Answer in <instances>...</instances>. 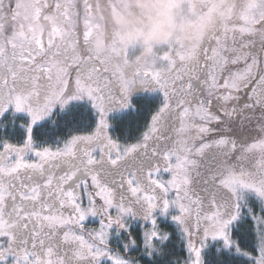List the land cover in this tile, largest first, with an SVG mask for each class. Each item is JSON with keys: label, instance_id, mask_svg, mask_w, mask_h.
Instances as JSON below:
<instances>
[{"label": "snow or ice", "instance_id": "6c2138e0", "mask_svg": "<svg viewBox=\"0 0 264 264\" xmlns=\"http://www.w3.org/2000/svg\"><path fill=\"white\" fill-rule=\"evenodd\" d=\"M80 15L0 0V264H264V29L128 72Z\"/></svg>", "mask_w": 264, "mask_h": 264}, {"label": "flooded vegetation", "instance_id": "af4514ba", "mask_svg": "<svg viewBox=\"0 0 264 264\" xmlns=\"http://www.w3.org/2000/svg\"><path fill=\"white\" fill-rule=\"evenodd\" d=\"M183 1L71 0V3L81 5V15L78 21L81 41L84 20L88 18L93 25L91 43L96 41L97 49L100 50L99 52L94 51V53L96 55L99 53V57L113 63L126 60L127 71L132 72L136 68L142 69L154 62L159 63L160 55L175 51L174 46L176 45L183 46V43L188 42L191 47H194L202 42V33L199 32L201 12L196 9V6L207 0H189L194 2L195 9L192 11H189L191 5L185 4ZM84 3L90 6L86 13L83 12ZM191 13L192 15L189 17ZM113 14L119 15L123 19L122 22L127 23L128 32L125 35L116 32ZM240 19L243 21L242 18ZM58 23H63V21L54 16H44L42 19H34L26 24L25 30L30 29L31 33L39 37ZM76 24V9L73 8L72 26L76 27ZM225 28H227L226 32L223 30ZM233 31L229 26L223 27L222 19H218L212 22L209 32L206 33V39L215 33H220L221 37L225 34L231 42ZM127 50L129 53L126 54ZM107 54L111 58H106ZM160 99L159 93L151 94V103L135 117V121L139 125L143 124L150 110L159 104ZM122 131L123 129L118 127L115 134L121 135ZM133 131L135 132V129Z\"/></svg>", "mask_w": 264, "mask_h": 264}, {"label": "rangeland", "instance_id": "374dc122", "mask_svg": "<svg viewBox=\"0 0 264 264\" xmlns=\"http://www.w3.org/2000/svg\"><path fill=\"white\" fill-rule=\"evenodd\" d=\"M183 2L191 5V10L189 9V11L195 9L193 1L190 2L189 0H184ZM196 9H199L201 12V26H199V32L202 33V41L206 40V33L209 32V27L212 25V22L218 19H222L223 27L229 26L232 31L239 30L240 28L249 31H253L257 27L264 29V0H207L203 1L201 5L196 6ZM191 15L192 13L189 17ZM226 17L228 18L226 19ZM240 18H242L243 21H241ZM113 20L114 24L116 23L114 25L116 32L125 35L126 32H128L127 23L122 22L123 19L116 14H113ZM223 30L226 32L227 28ZM259 35L264 36V31H261ZM225 36L226 35L223 34L221 39L225 38ZM240 38L241 37L238 35L237 39L239 40ZM91 44L94 51H100L97 49L96 41H93ZM183 47L184 49H182ZM194 47H191L188 42L183 43V46L180 44L174 46L175 51L188 50ZM127 53H129L128 50L126 51V54ZM97 56H99V53H97ZM105 57L111 58L108 54Z\"/></svg>", "mask_w": 264, "mask_h": 264}, {"label": "trees", "instance_id": "16d2710c", "mask_svg": "<svg viewBox=\"0 0 264 264\" xmlns=\"http://www.w3.org/2000/svg\"><path fill=\"white\" fill-rule=\"evenodd\" d=\"M177 250H178V251L180 250L179 245H178V242H177Z\"/></svg>", "mask_w": 264, "mask_h": 264}]
</instances>
